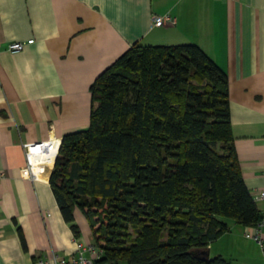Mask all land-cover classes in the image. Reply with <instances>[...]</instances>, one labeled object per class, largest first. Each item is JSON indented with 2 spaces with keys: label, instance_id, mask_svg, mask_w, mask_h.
Here are the masks:
<instances>
[{
  "label": "crops",
  "instance_id": "1",
  "mask_svg": "<svg viewBox=\"0 0 264 264\" xmlns=\"http://www.w3.org/2000/svg\"><path fill=\"white\" fill-rule=\"evenodd\" d=\"M164 14L176 22L155 24ZM136 42H195L226 71L242 175L254 198L264 187V0H0V264L70 257L94 241L80 209L79 233L64 218L50 176L63 136L90 124L92 83ZM42 140L52 150L33 180L24 143ZM230 220L210 254L264 264L253 227Z\"/></svg>",
  "mask_w": 264,
  "mask_h": 264
},
{
  "label": "trees",
  "instance_id": "2",
  "mask_svg": "<svg viewBox=\"0 0 264 264\" xmlns=\"http://www.w3.org/2000/svg\"><path fill=\"white\" fill-rule=\"evenodd\" d=\"M88 127L67 132L50 182L104 250L94 264H230L206 257L261 210L235 146L226 71L198 44L134 43L92 83Z\"/></svg>",
  "mask_w": 264,
  "mask_h": 264
},
{
  "label": "built area",
  "instance_id": "3",
  "mask_svg": "<svg viewBox=\"0 0 264 264\" xmlns=\"http://www.w3.org/2000/svg\"><path fill=\"white\" fill-rule=\"evenodd\" d=\"M153 21L158 25L175 23L176 17L170 14L156 15ZM33 41V38L27 41L15 40L8 44V49L13 52L19 51L25 47L26 43H31ZM52 144L51 140L24 143L27 167L33 180L38 179L40 172L44 170V164L50 158L49 155L52 150ZM255 198L264 200V187L255 195ZM252 227L253 231L250 234L264 251V208L261 209L260 220ZM103 252V248L92 241L86 245L80 244L79 252L70 257L61 256L57 252H53L50 257L40 255L36 258V264H50L52 260L54 264H94L95 260L99 258Z\"/></svg>",
  "mask_w": 264,
  "mask_h": 264
},
{
  "label": "water",
  "instance_id": "4",
  "mask_svg": "<svg viewBox=\"0 0 264 264\" xmlns=\"http://www.w3.org/2000/svg\"><path fill=\"white\" fill-rule=\"evenodd\" d=\"M204 254L206 255V257H209L210 256V250L209 249L205 250Z\"/></svg>",
  "mask_w": 264,
  "mask_h": 264
},
{
  "label": "rangeland",
  "instance_id": "5",
  "mask_svg": "<svg viewBox=\"0 0 264 264\" xmlns=\"http://www.w3.org/2000/svg\"><path fill=\"white\" fill-rule=\"evenodd\" d=\"M228 220H230V219H228ZM230 221H231V220H230ZM231 222H232V221H231ZM122 264H126L125 261H122Z\"/></svg>",
  "mask_w": 264,
  "mask_h": 264
}]
</instances>
